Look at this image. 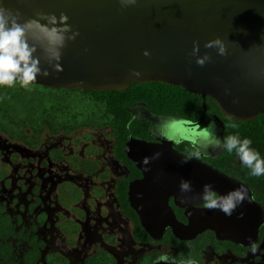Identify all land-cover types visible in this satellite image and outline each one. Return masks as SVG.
<instances>
[{
  "label": "water",
  "instance_id": "1",
  "mask_svg": "<svg viewBox=\"0 0 264 264\" xmlns=\"http://www.w3.org/2000/svg\"><path fill=\"white\" fill-rule=\"evenodd\" d=\"M0 5L19 12L23 19L36 18L37 12L57 17L64 13L79 33L62 50V71L55 72L42 61L51 75L37 77L35 84L124 92L133 83H163L183 87L203 101L209 96L221 116L231 122L264 116V0H138L128 8H122L118 0H0ZM216 37L227 44L225 57L204 48L206 41ZM193 41H199V55L209 52L213 57L203 67L190 55ZM146 50L149 56L143 54ZM133 69L142 75L131 76ZM214 120L224 127L217 116ZM130 145L135 147L133 152H128ZM157 151L162 155L145 171L142 161ZM124 152L143 175L130 182L128 199L151 238L158 240L169 227L180 240L191 241L211 230L219 239L246 244L259 231V221L250 222L243 214L249 208L260 209L250 191L251 201L245 200L231 215L195 208L202 202L197 200L179 203L187 223L175 219L168 199L175 195L178 202L181 180L190 181L192 192L199 193L201 184H211L220 194L233 190L234 184L207 163L191 159L182 163L185 155L174 148L173 141L156 144L131 136ZM154 194L162 198L159 210L146 203ZM153 212L160 218L157 224Z\"/></svg>",
  "mask_w": 264,
  "mask_h": 264
},
{
  "label": "flooded vegetation",
  "instance_id": "2",
  "mask_svg": "<svg viewBox=\"0 0 264 264\" xmlns=\"http://www.w3.org/2000/svg\"><path fill=\"white\" fill-rule=\"evenodd\" d=\"M128 111L140 123L136 127L147 125V137L131 134L129 138L156 144L171 140L185 156L193 142L201 139L202 126L217 116L203 107L198 122L192 123L178 116L157 115L142 103L131 105ZM160 124H166L167 138L159 134ZM224 127L216 124L221 139ZM83 129L56 135L45 131L19 140L0 131V264H165L159 259L164 255L177 264L187 258L198 264H264V175L250 176L236 154L217 149L191 160L217 169L234 184L233 189L241 183L248 187L260 208L243 211L247 220L260 223L251 241L237 244L217 238L211 230L191 241L180 240L169 227L155 240L142 227L128 199L130 182L141 179L142 172L130 158V166L117 158L108 127L84 129L90 136L93 131L104 134L105 143L86 138L80 141L82 148L74 150L71 141L79 144L76 135ZM180 196L176 202L172 195L168 204L175 219L187 223ZM148 199L149 207H162L161 196ZM195 208H204L202 202ZM151 216L157 224L159 216L154 212ZM136 219L145 236L136 228ZM169 232L175 242L168 241ZM252 243L257 245L255 254Z\"/></svg>",
  "mask_w": 264,
  "mask_h": 264
},
{
  "label": "trees",
  "instance_id": "3",
  "mask_svg": "<svg viewBox=\"0 0 264 264\" xmlns=\"http://www.w3.org/2000/svg\"><path fill=\"white\" fill-rule=\"evenodd\" d=\"M203 102L208 112H215L224 122L222 139L235 134H239L241 139H251L252 147L264 158L263 114H258L251 122H231L221 116L215 101L209 96L203 101L183 87L155 82L133 83L124 92L51 89L35 83L22 87L19 82L13 86L0 85V131L19 140L45 131L56 135L71 134L80 128L108 127L112 130L110 136L115 142V155L130 166L132 161L123 153L129 135L147 137V125L136 127L140 123L132 119L128 111L131 105L142 103L157 115L178 116L195 123L203 113ZM135 223L145 236L137 219ZM170 234L168 241L175 242Z\"/></svg>",
  "mask_w": 264,
  "mask_h": 264
},
{
  "label": "clouds",
  "instance_id": "4",
  "mask_svg": "<svg viewBox=\"0 0 264 264\" xmlns=\"http://www.w3.org/2000/svg\"><path fill=\"white\" fill-rule=\"evenodd\" d=\"M118 2L122 8H128L135 6L138 0H118ZM68 21L69 17L64 13L57 17L54 13L43 12H37L36 18L23 19L19 12L14 13L11 9L0 5V85L13 86L18 81L22 87H28L39 76L47 78L51 73L47 68L42 67V61L53 71H62L60 64L62 50L69 41L75 40L79 35L78 31H73ZM204 48L215 49L216 54L221 57L227 55V44L220 37L206 41ZM199 52V41H193L190 55L196 58L195 63L203 67L212 61L213 57L209 52H205L202 56ZM143 54L150 55L147 50ZM130 75L140 77L142 73L133 69ZM157 130L161 136L167 138L166 124L157 125ZM201 130L203 134L201 139L193 142L192 151L185 156L182 163L188 162L191 158H200L201 155L208 154L210 150L219 149L228 153L235 152L242 165L249 170L250 176L264 175V158L252 147L251 139H241L239 134L219 138L214 120L202 126ZM161 155L162 153L157 151L151 157H145L142 161L145 171H150L151 169L147 166L151 161L159 159ZM179 189L182 203L191 204L199 200L202 201L204 208L219 209L226 215H231L245 200L252 199L244 183L225 194L216 192L211 184H205L201 193L187 195L193 191V188L191 182L186 180H181ZM251 251L253 254L256 253L255 243H252ZM159 259L165 264H177V261L170 260L167 255ZM179 264H198V261L187 258Z\"/></svg>",
  "mask_w": 264,
  "mask_h": 264
},
{
  "label": "rangeland",
  "instance_id": "5",
  "mask_svg": "<svg viewBox=\"0 0 264 264\" xmlns=\"http://www.w3.org/2000/svg\"><path fill=\"white\" fill-rule=\"evenodd\" d=\"M76 137H77V141H83V142H85L86 141V138H89V139H93V137L95 138V139H100L101 141H104V143H105V135L103 134H101L100 132H98V131H93V133H92V136H90V133L88 132V131H86V130H82V131H80L77 135H76ZM66 143V142H65ZM71 144H72V146L74 147V150H77V149H79V148H82V145H83V143L82 142H80L79 144H77V145H75L74 143H73V141H71ZM75 145V146H74ZM104 151H105V149H104ZM103 155L105 156V157H108V154H106L105 152H103Z\"/></svg>",
  "mask_w": 264,
  "mask_h": 264
},
{
  "label": "bare ground",
  "instance_id": "6",
  "mask_svg": "<svg viewBox=\"0 0 264 264\" xmlns=\"http://www.w3.org/2000/svg\"><path fill=\"white\" fill-rule=\"evenodd\" d=\"M132 149V152L135 150V147L134 146H132V145H130L129 147H128V152L130 151ZM199 190H202L203 189V184H201L200 185V187L198 188ZM197 193H199V192H191V193H188V194H191V195H196ZM177 194V196L179 197V193H176ZM178 200L180 201V199L178 198ZM181 202V201H180Z\"/></svg>",
  "mask_w": 264,
  "mask_h": 264
}]
</instances>
